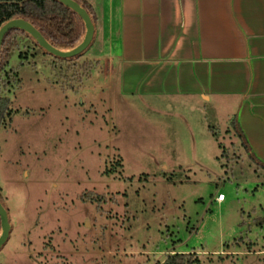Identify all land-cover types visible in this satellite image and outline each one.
I'll list each match as a JSON object with an SVG mask.
<instances>
[{"label": "rangeland", "instance_id": "1", "mask_svg": "<svg viewBox=\"0 0 264 264\" xmlns=\"http://www.w3.org/2000/svg\"><path fill=\"white\" fill-rule=\"evenodd\" d=\"M24 44L9 61L16 78L0 88L11 101L0 128L10 225L0 264H158L175 253L264 264L262 171L223 118L120 97L92 61L106 57L100 33L72 84Z\"/></svg>", "mask_w": 264, "mask_h": 264}, {"label": "crops", "instance_id": "2", "mask_svg": "<svg viewBox=\"0 0 264 264\" xmlns=\"http://www.w3.org/2000/svg\"><path fill=\"white\" fill-rule=\"evenodd\" d=\"M84 1L90 46L98 33L106 44L92 61L120 97L208 108L235 124L264 179V0Z\"/></svg>", "mask_w": 264, "mask_h": 264}, {"label": "trees", "instance_id": "3", "mask_svg": "<svg viewBox=\"0 0 264 264\" xmlns=\"http://www.w3.org/2000/svg\"><path fill=\"white\" fill-rule=\"evenodd\" d=\"M73 1L82 6L91 16L90 7L84 0ZM11 19H23L29 22L45 40L61 50L73 48L81 41L84 35V25L81 19L55 0H0V27ZM23 43L30 45L28 49L31 51L35 52L34 50H38L43 55H47L35 45L27 34L19 30H11L5 36L0 51V88L3 91L11 86L17 76L16 69L9 68V61L15 50L19 51V46L23 45ZM19 57H22V53L19 54ZM77 58L79 56L68 60L51 57L52 66L59 68L58 78L60 81L72 84L71 82H73L76 73L74 67L77 68L75 63ZM82 67L84 76L88 77L93 68L92 63L86 65L83 63V65L78 66V68ZM10 103L8 96L0 94V128L7 119H10ZM232 125L236 130V136L241 140V145L245 150H248L243 136L236 129L235 124L232 123ZM249 159L259 165L252 155H249ZM194 255L192 253L169 254L162 263L158 264H192Z\"/></svg>", "mask_w": 264, "mask_h": 264}, {"label": "water", "instance_id": "4", "mask_svg": "<svg viewBox=\"0 0 264 264\" xmlns=\"http://www.w3.org/2000/svg\"><path fill=\"white\" fill-rule=\"evenodd\" d=\"M75 13L82 21L84 25V35L81 41L71 49L61 50L52 46L45 38L39 33V31L29 22L23 19H11L5 22L0 27V48L2 46L5 36L11 30H19L27 34L37 47H39L45 54L50 55L60 60H68L74 57L80 56L90 46L94 27L91 17L86 10L77 4L73 0H55ZM10 233V225L8 222L7 211L0 202V249L4 246L8 240Z\"/></svg>", "mask_w": 264, "mask_h": 264}, {"label": "built area", "instance_id": "5", "mask_svg": "<svg viewBox=\"0 0 264 264\" xmlns=\"http://www.w3.org/2000/svg\"><path fill=\"white\" fill-rule=\"evenodd\" d=\"M225 200L224 195L223 194H218L217 197L215 198V201L217 203H222Z\"/></svg>", "mask_w": 264, "mask_h": 264}]
</instances>
